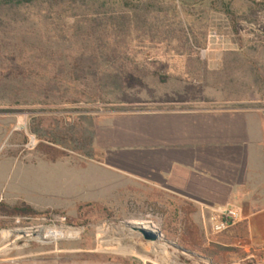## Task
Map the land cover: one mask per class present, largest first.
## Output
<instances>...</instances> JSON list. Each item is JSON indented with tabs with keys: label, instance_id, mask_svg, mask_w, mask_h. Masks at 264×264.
Returning <instances> with one entry per match:
<instances>
[{
	"label": "rangeland",
	"instance_id": "1",
	"mask_svg": "<svg viewBox=\"0 0 264 264\" xmlns=\"http://www.w3.org/2000/svg\"><path fill=\"white\" fill-rule=\"evenodd\" d=\"M233 100L264 108V0H0V207L36 213H0V264H264L210 221L190 248L179 203L121 201L93 167L100 117Z\"/></svg>",
	"mask_w": 264,
	"mask_h": 264
},
{
	"label": "crops",
	"instance_id": "2",
	"mask_svg": "<svg viewBox=\"0 0 264 264\" xmlns=\"http://www.w3.org/2000/svg\"><path fill=\"white\" fill-rule=\"evenodd\" d=\"M210 104L100 117L93 167L118 179L121 201L135 190L138 199L179 203L183 218L193 209L199 233L215 210L234 208L240 219L230 237L247 249L264 246V108L252 100Z\"/></svg>",
	"mask_w": 264,
	"mask_h": 264
},
{
	"label": "built area",
	"instance_id": "3",
	"mask_svg": "<svg viewBox=\"0 0 264 264\" xmlns=\"http://www.w3.org/2000/svg\"><path fill=\"white\" fill-rule=\"evenodd\" d=\"M193 1V0H185ZM2 198L0 199V203ZM240 219L239 212L234 208H223L214 211L210 217L212 232L215 235L223 234L231 229Z\"/></svg>",
	"mask_w": 264,
	"mask_h": 264
},
{
	"label": "trees",
	"instance_id": "4",
	"mask_svg": "<svg viewBox=\"0 0 264 264\" xmlns=\"http://www.w3.org/2000/svg\"><path fill=\"white\" fill-rule=\"evenodd\" d=\"M7 212L8 214L12 216H24V215H36V213L29 207L23 206V207H14L11 210H8V208L4 205H1L0 207V213ZM184 212V218L183 222L185 226L187 227V232L189 235V240L187 243L190 248H194L195 246L199 245V242L197 241V238L195 236L199 233L198 227H196L191 219L190 215L194 212L193 209L187 208L183 210Z\"/></svg>",
	"mask_w": 264,
	"mask_h": 264
},
{
	"label": "water",
	"instance_id": "5",
	"mask_svg": "<svg viewBox=\"0 0 264 264\" xmlns=\"http://www.w3.org/2000/svg\"><path fill=\"white\" fill-rule=\"evenodd\" d=\"M126 228L132 230L133 232L136 233L135 237H143V239L145 241H152V242H155V241H160L162 240V235H161V232L155 228L151 223H145V224H131V223H128L125 225ZM168 244H170L171 246L175 247L176 249H178L179 251H181L182 253L184 254H187L189 256H192V257H197L199 259H202L204 261H210V259H206V258H203L189 250H186V249H183V248H180L174 244H171L169 242H167Z\"/></svg>",
	"mask_w": 264,
	"mask_h": 264
},
{
	"label": "bare ground",
	"instance_id": "6",
	"mask_svg": "<svg viewBox=\"0 0 264 264\" xmlns=\"http://www.w3.org/2000/svg\"><path fill=\"white\" fill-rule=\"evenodd\" d=\"M19 123H20V125H22V124H24V121L20 120ZM99 234H100L99 236L103 237V235L106 234V231L100 230ZM79 235H80V231L79 230H75V229H68V230H65V231H57V230H51L50 229L46 233V238L50 242H58L61 239H64L65 241L66 240H74V239L78 238ZM6 238H7V234H3L2 239L5 240ZM131 254L134 255L135 253L132 252ZM142 261L143 262H147V259L143 257ZM173 264H178L177 260H175L173 262Z\"/></svg>",
	"mask_w": 264,
	"mask_h": 264
}]
</instances>
